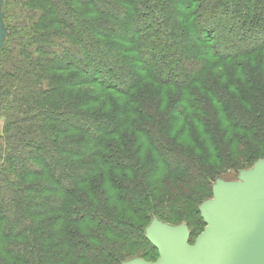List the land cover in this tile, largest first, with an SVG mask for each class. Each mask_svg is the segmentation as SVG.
Masks as SVG:
<instances>
[{"label": "trees", "instance_id": "16d2710c", "mask_svg": "<svg viewBox=\"0 0 264 264\" xmlns=\"http://www.w3.org/2000/svg\"><path fill=\"white\" fill-rule=\"evenodd\" d=\"M174 1L187 46L173 59L146 20L159 0L6 1L0 264H120L156 248L152 217L185 215L221 172L264 158V29L247 22L264 5L239 0L250 17L233 33L237 0H192V24Z\"/></svg>", "mask_w": 264, "mask_h": 264}, {"label": "water", "instance_id": "95a60500", "mask_svg": "<svg viewBox=\"0 0 264 264\" xmlns=\"http://www.w3.org/2000/svg\"><path fill=\"white\" fill-rule=\"evenodd\" d=\"M203 209L208 223L194 245L181 232L151 235L159 260L140 264H264V163L245 182L215 192Z\"/></svg>", "mask_w": 264, "mask_h": 264}, {"label": "rangeland", "instance_id": "374dc122", "mask_svg": "<svg viewBox=\"0 0 264 264\" xmlns=\"http://www.w3.org/2000/svg\"><path fill=\"white\" fill-rule=\"evenodd\" d=\"M6 1L7 0H0V48L3 44L6 43V40L8 38V31H9V28L7 27V19H5V14H4L5 13L4 8H5ZM118 1H121V0H118ZM159 1L161 3V6H164V5L166 6V7L164 6L165 9L164 8L162 9L158 2L157 6L159 7L160 11H157L158 9L156 10L157 11L155 12L156 18L148 16L146 20L148 21V24L151 26H153L154 23H158V28L163 30L165 35L168 36L169 34L170 37L168 36L167 40L173 51L170 50L169 47L167 46V41L165 42L163 41L161 46L168 49L169 53L167 54V57L169 59L170 58L173 59L174 58L173 55H175V53L178 50V47L180 46L179 43L181 45L185 44V49H186L187 45H186V41H183V38H184L183 33L186 32L187 34V31H185V26H183L182 28H179L177 26V31H175L176 19L179 17V12L181 9L178 3L175 2L174 0H159ZM191 2L192 0H189V3H187L188 7H190L189 9H186L188 12L187 14L188 16H191V14H194L196 12L195 6L192 5ZM253 2L256 3V6L251 4ZM230 3H225L228 5L229 15L236 14L238 16L237 17L238 21L234 25V28H233V33H236L239 30L237 27L240 25V23L246 20V17L248 16L250 17V12L249 10H247V8L242 7L239 0H237L235 3V5H237L236 6L237 9L230 10L232 6H235ZM225 4L221 3L220 5L222 6L220 7L222 8L225 7L224 6ZM250 4H251L250 7L255 6L254 10L255 12L258 13L257 15L260 16L261 12L259 11L258 6H263L264 0H251ZM139 11H141V9ZM72 12L74 11L71 9H69V11L64 10L63 14L64 16L71 19L74 27L77 28V26L81 27L82 25H84L83 21L79 19L78 20L74 19L76 17L74 18L70 17L72 16ZM148 14L149 12H147L146 10L145 15L147 16ZM218 16L220 17L219 23L222 24L223 17H221L219 14ZM191 17H192L191 19H188L187 24H192L193 21L196 22L195 16L192 15ZM142 18H145V17H142ZM211 20H213V18H211ZM247 22H249L251 29H255L256 27H260V26L264 29V16L263 18L262 17L257 18V16H254V18H248ZM139 23L145 24L146 21L143 20ZM227 25H228V21L226 20V22L223 24L222 27L227 26ZM88 28L89 27L86 25L85 29H88ZM116 28H118V26H112L111 31L116 32L117 31ZM88 30H90L89 33H93L92 31L95 30V28L90 27ZM170 31H173L174 35H171ZM141 33H143L142 30L138 32L139 35ZM240 34L242 35L243 33L241 32ZM158 35L161 36V34H158ZM181 36H182V39H181ZM251 36L253 37L254 35H250V37ZM55 46L56 44L49 45L51 49L52 47L55 49ZM182 48L183 46H181L180 49ZM184 64H187V63H184ZM184 66L188 70L193 69L189 67V64L184 65ZM2 122H3V119L0 117V135H1V130H2ZM263 163H264V158H260L258 160H255L250 166L246 168L238 169V170L227 169L221 172L216 178L212 180L211 189L203 193L198 205L191 206L189 203H186V207L182 208V211L185 215H182L181 217H176L175 215H172L168 217L167 220L165 219L161 220L155 216L152 217L151 221L145 228L144 236L150 241L151 235L153 234L155 235V234H167L169 232H181L184 235L183 241H185L187 245H194L197 242L198 237L205 231V229L208 226V223L204 220L202 213L206 205L211 204L213 201H215V197H214L215 192L218 191V189H220L221 187L225 189H229L231 187L244 183L246 179V175H254L256 173L258 166H260ZM186 208H189L188 213L185 210ZM143 247H144V244L141 248L135 249L134 252L131 254V257L128 258L127 260L122 261L120 264L154 263L155 261L159 260L161 256L159 249L154 248L152 250H149Z\"/></svg>", "mask_w": 264, "mask_h": 264}, {"label": "bare ground", "instance_id": "6f19581e", "mask_svg": "<svg viewBox=\"0 0 264 264\" xmlns=\"http://www.w3.org/2000/svg\"><path fill=\"white\" fill-rule=\"evenodd\" d=\"M216 203V199H215V201H213L211 204H215ZM208 228H209V226H208ZM207 228V229H208ZM174 233H178V232H174Z\"/></svg>", "mask_w": 264, "mask_h": 264}]
</instances>
